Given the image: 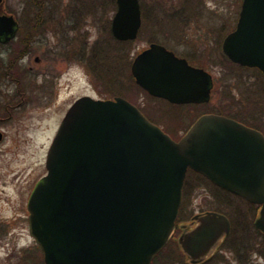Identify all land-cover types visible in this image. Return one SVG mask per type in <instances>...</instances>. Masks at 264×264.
Instances as JSON below:
<instances>
[{
	"label": "water",
	"instance_id": "1",
	"mask_svg": "<svg viewBox=\"0 0 264 264\" xmlns=\"http://www.w3.org/2000/svg\"><path fill=\"white\" fill-rule=\"evenodd\" d=\"M116 4L113 36L136 40L142 26L140 1ZM15 29L14 18L0 11V40H10ZM223 51L232 62L264 74V0H243ZM131 72L150 95L173 104L210 100L211 74L161 44L140 53ZM250 132L255 138L249 140L262 138L235 120L206 114L175 141L122 97L79 98L59 127L47 155V174L28 201L30 234L46 264H152L174 233L189 168L264 204V167L218 177L236 169L223 162V151L233 147L232 141L247 140L239 135ZM195 219L198 226L179 242L186 255L199 261L230 234L231 224L217 212ZM257 226L264 231V209Z\"/></svg>",
	"mask_w": 264,
	"mask_h": 264
},
{
	"label": "rangeland",
	"instance_id": "2",
	"mask_svg": "<svg viewBox=\"0 0 264 264\" xmlns=\"http://www.w3.org/2000/svg\"><path fill=\"white\" fill-rule=\"evenodd\" d=\"M86 1L94 9H89ZM42 2L45 13L36 19L41 8L32 0H7L8 8L21 13V34L28 28L30 35L34 29L39 33L31 39L30 56L25 60L21 59L25 49L22 36L7 48L0 45V131L5 135L0 140V225L14 223L8 224L7 237L0 236V264H19L21 247L32 246L14 218L23 214L30 186L46 173L48 149L67 110L78 98L123 97L174 139L205 113L221 110L235 114L242 110L244 117L248 112L256 118L264 115V81L259 73L228 63L221 48L225 37L235 29L242 0H142L146 14L142 29L136 40L125 41L128 43L122 46L109 40L108 28L116 11L112 0ZM101 39L102 49L96 48V41ZM153 42L212 74L210 101L180 107L154 99L136 85L131 63ZM12 173L20 179L13 180ZM188 178L195 182L192 174ZM218 199L246 210L241 201L218 194L214 185L206 183L195 184L183 211L197 214L218 210ZM237 220L234 216V222ZM244 231L246 234H239L237 241L248 242L255 237ZM9 232L18 234V242L7 240L12 236ZM180 248L177 242L171 243L154 264H185ZM33 250L29 249L36 256ZM226 254L232 257L229 251ZM255 261L263 264L262 259Z\"/></svg>",
	"mask_w": 264,
	"mask_h": 264
},
{
	"label": "flooded vegetation",
	"instance_id": "3",
	"mask_svg": "<svg viewBox=\"0 0 264 264\" xmlns=\"http://www.w3.org/2000/svg\"><path fill=\"white\" fill-rule=\"evenodd\" d=\"M32 2L34 3V5H39V7L41 8L40 10L39 9L37 10L38 12H37L36 16L34 15L36 19H40L41 15H43L45 13V12L44 13L42 12V10L44 11V9H42V5H45V2H42V0L41 1L40 0L39 1L38 0H32ZM0 9H1L0 11H1L2 16L5 15V16L13 17L15 22H16V29H15V32H14V35L12 36V38L8 41L0 40V45L4 48L5 47L7 48L10 43H14V42L18 41L19 37L22 36V39H23L22 40L23 41L22 46H24L25 49L23 50V56L21 57V59H23V60L27 59L30 56L29 47L31 45V39L33 41V37L35 36V32L39 29H34V34L30 35L31 29L28 28L25 31L26 33L22 35L21 33L23 31V29H22L23 27H22V22H21L20 17H19L21 15V13L8 8L7 0L3 1V5L0 6ZM36 26H38V25H36ZM38 33L39 32H36V35ZM2 39L5 40L4 37ZM28 42H29V44H28ZM36 61H38V59ZM188 61L194 67H200V66L193 64L189 59H188ZM256 71L258 73H260L258 70H256ZM260 78H261V75H260ZM216 114H218L220 116L229 117V118L237 121L238 123H241L245 127L249 128V130L256 131L257 133H259L261 135V137L263 138V139L261 138L259 140H258V138H257V140H249V138L250 139L255 138V133L250 132L247 134H242V135L240 134L239 135L240 138L246 137L247 140L232 141L231 145H233V147L231 149H226L225 151H223L224 157L222 159L223 162H225V163L230 162L231 167L236 168V169H230L225 173H220L218 177L219 178H228L229 177L228 174L238 175L239 171H241V170L245 171L246 169H247V171L262 169V167H264V118H262V117H264V115L260 114L256 118V115H254V114L252 115V112H248L246 114V117H244L242 110L241 111L236 110L235 114H229L228 112L220 110ZM9 117H12L11 113H10ZM0 121H2L1 118H0ZM190 127L184 132V134L190 129ZM4 136L5 135L2 132V139L1 140L4 139ZM234 137H237V136L234 135ZM246 163L248 164L247 168H246ZM223 170H227V168H224ZM230 171H231V173H230ZM189 173L194 175L195 177L201 176V177H204L205 179L208 180L207 177H205L204 175H202L201 173H199L193 169H189L188 174ZM11 176H12L13 180L20 179V176H18L15 173H12ZM41 177H39V179ZM39 179H37L36 182H34V184L32 186H30L29 192L26 193V197H27L26 204H25V206H23V209L21 211L23 214L20 217L17 216V218H14V220L17 219V222L14 221L17 225L21 224L23 226V230L26 232V235L29 237V239H31V242H32V246L30 245V246L21 247L22 248L20 250L21 251V253H20L21 258L19 259V264H46V262L44 260V255H43L42 249L40 248L39 245L36 244L34 239L31 238L30 232H29V227H30L29 216H30V213L28 210V204L27 203H28L29 197L31 195V192L34 189V187H35V185ZM216 189L218 190V194L228 196L230 198H233V200L235 198V199L241 201L243 204L246 205V210L240 211L241 208L238 206H232L231 201H230V206H227L224 202L222 203L218 199V202H220L219 203L220 205L218 206V210H206L203 212L201 211V213H197V214H192L191 210H187V211L185 210L182 212L183 215H181V211H180L179 216H178V221L176 223L175 232H174L172 238L170 239V241L166 247L170 246V244L173 242H177L179 244V239L183 234L193 230L194 228H196L198 226L199 222H198V220L195 219L196 216L202 215V213L204 214L207 212H217V213L225 215L230 220V224H231L230 235L222 238L220 240V242L216 245V247L214 248L212 253L207 255L202 260L196 261V260L191 259L188 255L184 254L185 260H186L185 264H212L213 262H215V264H218V262H220L222 264H256L255 260H257L258 258H259V260L262 259L263 264H264V231L260 227L257 226V221L260 219V217L262 215V210L264 209V204L248 201V200L244 199L243 197H240L237 194H235V193L229 191L228 189H226L222 186H219V185H218V188H216ZM180 216H182V218ZM234 216L238 217L237 222H234ZM4 224L5 225H0V236L5 234V236L7 237L8 231L6 230V228L8 227V224L13 225L14 223H11V222L5 223L4 222ZM246 228H247V230H246ZM243 231L249 232V234H251V237H253V234H255V237H253V239L248 238V240H249L248 242H244V241L239 242V240L237 241L236 238L239 234L240 235L246 234V233H243ZM14 233L15 232H12V233L9 232V234L12 236L9 237V239H7L8 241L10 240L11 242H13V241L18 242L19 236H18V234H16V233L14 234ZM230 243H231V245H230ZM29 249H34L33 251L36 252V256L31 254ZM227 251H229L231 253L232 257H230L226 254ZM220 257H222L223 259H219ZM257 264H261V263L258 262Z\"/></svg>",
	"mask_w": 264,
	"mask_h": 264
},
{
	"label": "trees",
	"instance_id": "4",
	"mask_svg": "<svg viewBox=\"0 0 264 264\" xmlns=\"http://www.w3.org/2000/svg\"><path fill=\"white\" fill-rule=\"evenodd\" d=\"M96 1V0H95ZM113 2H114V6L116 7V4H115V0H112ZM86 4H88V8L90 9V7H92V9H94V7L92 6V5H89V2H87L86 1ZM141 4H142V10H143V18H144V20H145V17H146V14H145V11H144V3L142 2V0H141ZM78 12V11H77ZM77 24H80V21L79 20H77V21H75ZM71 24H72V22H71ZM106 28H108V27H105V30H106ZM108 34H109V40L110 41H112L113 42V44H115L116 46H122V45H126L127 43H125V42H123V41H118V40H116L114 37H113V35H112V33H111V31H110V26H109V28H108ZM104 38V37H103ZM103 42V39H101V40H99V41H96V45H98L96 48H98V47H100V49H102L101 48V43ZM103 47L105 48V46L103 45ZM115 48H118V47H115ZM226 58V57H225ZM226 61L228 62V63H230V64H232L231 63V61H229L227 58H226ZM233 65V64H232ZM153 98V97H152ZM154 99H156V98H154ZM157 100H159V99H157ZM180 107H182V106H180ZM143 111V110H142ZM144 112V111H143ZM150 118V117H149ZM151 119V118H150ZM192 176H194V175H192ZM190 177H191V174H190ZM194 181L195 182H192V181H190V179L187 177V180H186V185H185V189H184V197H183V204H182V210H181V215H182V211L184 210V208H185V206H187L186 204H187V201H188V199H189V197L191 196V194L193 193V191H194V186H195V184H198V185H203V184H206V183H208V184H211L207 179H205L204 177H196V179H194ZM192 183H194L193 185H192ZM197 186V185H196ZM196 188V187H195ZM181 218H182V216H180ZM160 257V256H159ZM158 257V258H159Z\"/></svg>",
	"mask_w": 264,
	"mask_h": 264
}]
</instances>
